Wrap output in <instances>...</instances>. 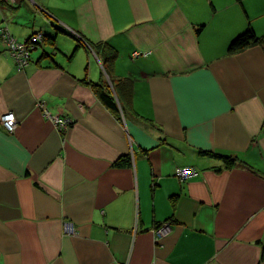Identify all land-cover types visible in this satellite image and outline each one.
Returning a JSON list of instances; mask_svg holds the SVG:
<instances>
[{
    "label": "crops",
    "instance_id": "crops-1",
    "mask_svg": "<svg viewBox=\"0 0 264 264\" xmlns=\"http://www.w3.org/2000/svg\"><path fill=\"white\" fill-rule=\"evenodd\" d=\"M3 2L0 264H264V41L228 53L264 0ZM3 28L44 35L22 70Z\"/></svg>",
    "mask_w": 264,
    "mask_h": 264
},
{
    "label": "built area",
    "instance_id": "built-area-1",
    "mask_svg": "<svg viewBox=\"0 0 264 264\" xmlns=\"http://www.w3.org/2000/svg\"><path fill=\"white\" fill-rule=\"evenodd\" d=\"M9 4H13L14 0H5ZM1 38L8 48L9 55L14 59L16 67L18 70H22L30 62V55L33 50H35L39 45L43 43L44 35L41 32L33 34L28 41L18 42L13 39L6 29H1ZM138 53H134V56H138ZM44 107V106H41ZM57 130L62 133L70 125L71 122L67 119L55 117L53 119ZM1 124L10 133H12L16 126V120L12 114H6L1 118ZM176 177L181 182H185L197 174L196 170L192 167H185L176 170ZM170 231L169 223H163L157 226L154 230L155 236L158 239L163 238ZM63 234L66 236L76 235V229L73 223L64 222L63 223Z\"/></svg>",
    "mask_w": 264,
    "mask_h": 264
},
{
    "label": "trees",
    "instance_id": "trees-1",
    "mask_svg": "<svg viewBox=\"0 0 264 264\" xmlns=\"http://www.w3.org/2000/svg\"><path fill=\"white\" fill-rule=\"evenodd\" d=\"M264 41V36L257 37L255 33L248 29L243 34L236 37L229 45L228 53L233 54L240 52L250 46H254L257 44H261ZM121 87V99H119L118 103H116L115 98L110 95V91L108 89V85H94V89L96 91V94L98 98L101 100V102L107 106L113 113H116L118 111L119 102H121V105L124 106V103H129L131 93H132V82H130L127 79H124L119 84ZM223 159H226L228 161H232L229 157H222Z\"/></svg>",
    "mask_w": 264,
    "mask_h": 264
},
{
    "label": "rangeland",
    "instance_id": "rangeland-1",
    "mask_svg": "<svg viewBox=\"0 0 264 264\" xmlns=\"http://www.w3.org/2000/svg\"><path fill=\"white\" fill-rule=\"evenodd\" d=\"M6 2H7V1H6ZM6 2H5V3H6ZM3 3H4V2H3ZM5 3H4V4H5ZM7 3H8V2H7ZM14 3H15V0H14ZM8 4H9V3H8ZM10 5H12V4H10ZM1 6H2V5H1ZM2 7H3V8H6L7 10L9 9L8 7H4V6H2Z\"/></svg>",
    "mask_w": 264,
    "mask_h": 264
},
{
    "label": "flooded vegetation",
    "instance_id": "flooded-vegetation-1",
    "mask_svg": "<svg viewBox=\"0 0 264 264\" xmlns=\"http://www.w3.org/2000/svg\"><path fill=\"white\" fill-rule=\"evenodd\" d=\"M43 40H44V38H43Z\"/></svg>",
    "mask_w": 264,
    "mask_h": 264
}]
</instances>
